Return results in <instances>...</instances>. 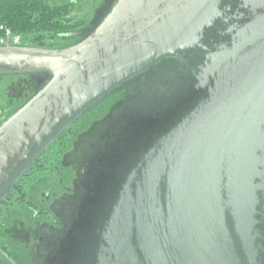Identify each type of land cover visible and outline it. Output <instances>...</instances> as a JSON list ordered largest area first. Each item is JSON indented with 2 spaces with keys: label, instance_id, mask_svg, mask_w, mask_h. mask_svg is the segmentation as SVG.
<instances>
[{
  "label": "water",
  "instance_id": "obj_1",
  "mask_svg": "<svg viewBox=\"0 0 264 264\" xmlns=\"http://www.w3.org/2000/svg\"><path fill=\"white\" fill-rule=\"evenodd\" d=\"M0 69L35 87L0 123V203L89 111L148 82L78 175L73 235L46 264H264V0H111L77 43L6 40Z\"/></svg>",
  "mask_w": 264,
  "mask_h": 264
},
{
  "label": "flooded vegetation",
  "instance_id": "obj_2",
  "mask_svg": "<svg viewBox=\"0 0 264 264\" xmlns=\"http://www.w3.org/2000/svg\"><path fill=\"white\" fill-rule=\"evenodd\" d=\"M110 1L0 0V45L6 40L13 45L44 48L77 43L95 27L106 12ZM20 2L25 5L19 7ZM11 3L16 6L12 7L13 12L16 10L18 12L12 16L16 21L29 19L31 22L32 28L26 35L11 33L4 22L6 19L3 15ZM36 3L43 5L37 8ZM52 22L55 27L51 26ZM162 70L159 68L148 73H163ZM7 73V70L0 69V98L4 99L3 103H0V123L35 92L34 81L29 76ZM147 83L141 79L136 86H130L127 91L112 96L100 107L105 110L101 116L84 124L76 133L68 131L63 140L57 143L56 148L37 162L39 166L31 171L30 176L23 177L21 184L17 186L19 188L13 189L3 203H0L1 225L4 214L12 204L11 200L15 197L16 201L26 204L25 187L43 175L45 170L55 175L56 179L61 175L66 178L62 193L55 194L54 190H50L39 196L38 214L43 216L42 220L37 219L30 226L18 222L3 230L7 234L6 237L11 238L10 241L23 245L34 264H46L54 259L55 252L61 248L67 234L73 235L72 224L78 216L87 191L84 182L77 179L78 175L84 174V168L95 154L100 152L104 155L108 149L118 144L122 133L128 131L126 124L133 117L130 110L133 102L127 101L138 94L139 90L146 88ZM112 138L115 140L110 141ZM10 252L6 244H0V264H11L7 259L13 261Z\"/></svg>",
  "mask_w": 264,
  "mask_h": 264
},
{
  "label": "rangeland",
  "instance_id": "obj_3",
  "mask_svg": "<svg viewBox=\"0 0 264 264\" xmlns=\"http://www.w3.org/2000/svg\"><path fill=\"white\" fill-rule=\"evenodd\" d=\"M4 99L0 98V103H3ZM104 109L95 107L89 111L82 119L75 123L71 127L70 133H76L78 130L83 128L92 119L101 116ZM61 139L60 141H62ZM64 183V185L62 184ZM66 185V178L64 175L56 176L50 171H44L43 175L38 176L35 181L32 182L30 186H26L24 190L26 204L16 201L14 197L11 200V205L9 210L4 214L0 225V244H6L10 249L11 256L13 258L14 264H34L28 254L26 249L22 244H17L15 241H10V237H6V233L3 232L7 226H12L15 223H23L25 226H30L33 221L39 219L42 220L43 216L38 214L39 208V196L43 193L54 190L55 194H60L63 191V186Z\"/></svg>",
  "mask_w": 264,
  "mask_h": 264
},
{
  "label": "trees",
  "instance_id": "obj_4",
  "mask_svg": "<svg viewBox=\"0 0 264 264\" xmlns=\"http://www.w3.org/2000/svg\"><path fill=\"white\" fill-rule=\"evenodd\" d=\"M37 2V1H36ZM23 5H25L23 2H20V4H19V7H22ZM36 5V7L37 8H39L40 6H42L43 4H40V3H36L35 4ZM12 7H16L15 6V4H13V3H11V4H9L8 5V8H6V10H5V14L3 15L4 16V19H6V20H4V22H6L5 24H6V26H7V28H9V30L11 31V33H13V34H19V35H26L28 32H29V30H31V22H30V20L29 19H26V20H18V21H16V19L14 18V17H12V16H15L16 14H18V12H17V10H16V12L14 13L13 12V10H12ZM8 19V20H7ZM55 24L52 22L51 23V26L52 27H55L54 26ZM42 27H44V26H42ZM71 130V128L70 129H68L59 139H58V141L57 142H55L52 146H50L36 161H35V163L33 164V166L31 167V169L24 175V176H28L29 174H31L32 172V170L35 168V167H37V166H39L38 164H37V162L39 163L40 162V160L46 155V154H48V152L49 151H51L52 149H54V148H56L55 146H57V143L61 140V139H63L64 137H65V135L68 133V131H70ZM59 145H61V143H59ZM58 152H60V151H58ZM61 153V152H60ZM30 176V175H29ZM23 180V178L15 185V187L13 188L14 190H15V188H19V187H17L18 185H20L21 183V181ZM13 189H12V191H13ZM11 191V192H12ZM19 196H21V195H19ZM18 199V198H17ZM2 203H3V201H2Z\"/></svg>",
  "mask_w": 264,
  "mask_h": 264
}]
</instances>
